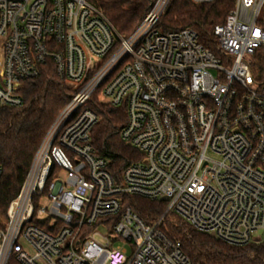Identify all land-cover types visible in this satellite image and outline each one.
I'll return each mask as SVG.
<instances>
[{"label":"built area","instance_id":"2783aa9c","mask_svg":"<svg viewBox=\"0 0 264 264\" xmlns=\"http://www.w3.org/2000/svg\"><path fill=\"white\" fill-rule=\"evenodd\" d=\"M234 1L214 54L190 28L158 29L171 0L128 38L90 0H0V111L48 63L72 91L8 207L0 264H194L162 230L169 215L264 243V0ZM98 105L126 109L120 137L140 155L117 179L92 145ZM125 197L167 207L147 225Z\"/></svg>","mask_w":264,"mask_h":264},{"label":"trees","instance_id":"16d2710c","mask_svg":"<svg viewBox=\"0 0 264 264\" xmlns=\"http://www.w3.org/2000/svg\"><path fill=\"white\" fill-rule=\"evenodd\" d=\"M101 9L122 38L130 37L156 0H90ZM234 0H215L194 5L192 0H171L158 29L163 33L185 28L194 30L199 43L217 54L213 36L215 26L223 24L234 8ZM254 71L264 73V53L258 54ZM24 104L19 109L0 111V220L7 217L10 203L23 186L34 157L50 127L72 97V91L56 75L53 63L42 68L39 78L25 83L21 90ZM101 122L95 127L92 145L99 157L111 161L109 171L120 178L127 166L140 155L121 140L126 125L125 108L95 106ZM131 208L147 225L153 224L166 210L165 203L125 197ZM0 221V231L3 225ZM162 230L170 240L181 244L183 253L194 264H264V243L235 247L212 236L195 231L175 215L166 217ZM9 264H18L12 259Z\"/></svg>","mask_w":264,"mask_h":264},{"label":"rangeland","instance_id":"374dc122","mask_svg":"<svg viewBox=\"0 0 264 264\" xmlns=\"http://www.w3.org/2000/svg\"><path fill=\"white\" fill-rule=\"evenodd\" d=\"M165 205H166V203H165ZM6 218H7V217H6ZM0 221H1V220H0ZM1 223H2L3 226H5V224H6V219L3 220V221H1ZM99 239H100V238H99ZM117 246H123V243H122V242H121V243H118ZM11 260H12V259H11ZM11 260H9V262H10ZM9 262H8V264H9Z\"/></svg>","mask_w":264,"mask_h":264},{"label":"water","instance_id":"95a60500","mask_svg":"<svg viewBox=\"0 0 264 264\" xmlns=\"http://www.w3.org/2000/svg\"><path fill=\"white\" fill-rule=\"evenodd\" d=\"M168 199L167 198H164L162 199V202H166ZM213 237V236H212Z\"/></svg>","mask_w":264,"mask_h":264}]
</instances>
